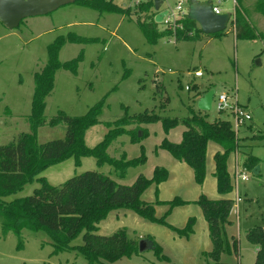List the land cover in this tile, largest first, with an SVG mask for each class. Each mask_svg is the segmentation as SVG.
I'll return each mask as SVG.
<instances>
[{"label":"rangeland","instance_id":"obj_1","mask_svg":"<svg viewBox=\"0 0 264 264\" xmlns=\"http://www.w3.org/2000/svg\"><path fill=\"white\" fill-rule=\"evenodd\" d=\"M176 2L168 0L172 9ZM245 5L244 11L247 10L249 17L253 6H247V2ZM220 7L233 13L225 35L214 37L201 33L196 40L176 43L165 34L161 23L157 24V40L149 42L141 29L145 16L133 8L129 15H122L72 3L48 15L25 19L16 29L9 30L0 23V146L30 132L27 118L31 113L34 75L47 64L49 46L57 38L68 35L84 39L86 43H66L59 50L60 63L80 55L81 60L75 74L64 70L56 73L53 90L45 99L44 117L48 121L59 112L72 118L81 117L100 105V123L85 133L88 148L103 140L108 132L106 123L127 116L147 112L169 119L189 117L191 112L198 111L196 97L208 91H213L215 98L225 94L251 116L235 132L241 147L227 158L233 186L229 194L218 193L214 177L213 157L217 152L224 153V149L212 141L207 143L205 177L199 185L189 166L159 148L164 139L179 144L186 128L178 125L166 134L160 122L126 127L132 129L131 136L141 133L139 142L131 143L123 135L108 147L106 153L113 159H120L122 154L126 160L136 159L142 152L145 155L144 164L129 167L122 177L111 165L98 166L94 158H83L78 166L70 158L40 175L49 185L59 186L70 178L93 171L118 185L131 186L140 175L149 179L154 168H165L167 180L158 186L151 185L140 200L151 204L155 217L164 218L167 226L148 222L129 209L118 208L101 220L95 231L96 235L110 237L124 230L136 246L141 239L150 238L155 249L137 251L114 262L103 258L88 261L75 248L55 250L45 234L23 231L20 244L18 236L14 233L3 236L0 228V264H211L207 256L212 251L208 225L200 206L194 202L201 195L213 201H233L231 224L226 226L225 234L229 243L232 239L237 241L238 252L222 254L220 264L255 263L258 247L248 242L246 234L250 229L264 226V138H257L264 137V39L234 38L230 34L235 12L231 11L232 1L222 0ZM148 14L154 15V10ZM251 21L254 22L253 18ZM253 26L264 33L255 23ZM196 71H201L202 77H194ZM206 114L210 122L230 121L233 129L232 116L226 111H217L214 103ZM65 134V125L43 126L37 130L36 139L38 144H44L63 139ZM247 156L258 159L257 175L244 168ZM236 171L247 180L237 179ZM39 187L40 184L33 182L2 200L9 202L30 196ZM175 198L190 203L168 213V203ZM189 218L195 220L193 233L179 237L170 227L183 229ZM83 234L73 239L69 247L82 245Z\"/></svg>","mask_w":264,"mask_h":264},{"label":"trees","instance_id":"obj_2","mask_svg":"<svg viewBox=\"0 0 264 264\" xmlns=\"http://www.w3.org/2000/svg\"><path fill=\"white\" fill-rule=\"evenodd\" d=\"M245 0H235L233 30L237 40L264 39V34L257 32L247 19L244 11ZM254 3L255 12L264 17V0H251ZM99 12L112 11L129 15L131 9H124L120 5L104 0H75ZM153 8L152 0L141 4L137 10L144 15L141 21V29L146 39L154 43L157 40V24L153 21V15L149 12ZM140 18V17H139ZM194 32L189 36V32ZM202 32L195 29V22L186 18L183 31L176 35V42L193 41ZM166 35H170L166 31ZM219 33L212 36H221ZM66 43L84 44L86 41L79 37L68 35L57 38L49 46V59L39 73L34 75V90L31 103V113L27 118L30 132L20 134L12 142L0 146V228L2 235L14 233L19 237L21 233L28 231L32 234H45L52 242L55 250H69L75 248L88 261L103 258L114 262L123 256H131L138 251V246L128 239L126 232L120 230L110 237H102L95 234L96 225L107 215L118 208H125L148 222L167 226L164 218L155 217V210L151 204L140 200L142 193L151 185H159L168 178L167 170L155 168L151 178L139 176L131 186H122L115 183L104 174L88 171L79 176L68 179L62 185L52 186L40 175L48 168L64 162L70 158L78 166L83 158H94L98 166L111 165L122 177L129 167L144 164L146 158L141 156L126 160L123 154L120 159H113L106 153L114 140L123 135H130L131 143H137L142 137L131 136L129 126H140L160 122L166 134L182 125L186 130L182 133L179 144L171 143L164 139L159 148L168 152L175 160L185 163L194 173L197 184H202L205 177V159L207 143L212 141L224 149V153L217 152L213 159L215 163L214 177L217 191L221 195L229 194L233 190L231 179L227 171V158L231 152L241 147V140L235 135L230 121L218 120L210 122L207 114L201 111L191 112L189 117L164 118L155 113H141L127 116L123 119L106 123L108 129L103 140L93 148L85 145L86 131L99 124L100 105L91 108L81 117H69L59 112L56 117L46 120L44 117L45 99L50 95L54 87L55 75L59 70L76 73L81 60V55L76 59L60 63L58 52ZM167 101V100H166ZM165 101V102H166ZM66 126V134L63 139L38 144L37 130L43 126ZM264 138V137H257ZM259 163L253 156H247L243 166L253 169ZM37 182L40 187L35 189L30 196L14 199L9 202L3 197L23 190V188ZM160 203V202H158ZM196 203L202 210L203 217L208 225L209 238L212 243V251L207 254L211 264H220L222 254L238 252V243L232 239L227 241L225 228L231 224L229 217L233 209V201L221 199L209 200L201 195ZM186 202L173 199L168 203L169 211L175 207L183 206ZM167 213V214H168ZM194 218L187 221L183 229L170 227L179 237H188L193 233ZM82 236V245L69 247V243L79 234ZM246 238L248 242L258 247L254 264H264V226L250 229ZM155 249V243L150 238Z\"/></svg>","mask_w":264,"mask_h":264},{"label":"water","instance_id":"obj_3","mask_svg":"<svg viewBox=\"0 0 264 264\" xmlns=\"http://www.w3.org/2000/svg\"><path fill=\"white\" fill-rule=\"evenodd\" d=\"M75 0H0V23L7 29L12 30L19 27L20 23L28 18L48 15L62 6L72 4ZM162 1L154 0V11L157 14L154 22L159 24L166 11H160ZM187 16L196 22L204 35H216L226 31L233 14L223 12L214 14L212 3L208 1L189 0ZM214 97L213 91L205 93L197 102V109L201 112H208L212 108ZM141 137V133L138 134ZM259 166L252 169L254 174L259 173ZM154 249L153 243L148 239H141L138 243V252Z\"/></svg>","mask_w":264,"mask_h":264},{"label":"built area","instance_id":"obj_4","mask_svg":"<svg viewBox=\"0 0 264 264\" xmlns=\"http://www.w3.org/2000/svg\"><path fill=\"white\" fill-rule=\"evenodd\" d=\"M104 1L118 4L124 9H131V8L136 9L141 4H143L149 0H104ZM161 1H162V3H161L159 12L160 11H166V13L162 17V20L160 23L163 24L165 27V30L170 33V36L173 39L172 42L176 43V35L179 31H183L184 21L186 18H188L187 13H188L189 0H176L177 2H176L174 9H172L170 7L168 0H161ZM199 1H201V0H199ZM221 1L222 0H216L215 2L211 1L212 11L216 15L224 12L222 10V8L220 7ZM231 1H232L233 7L234 6L236 7L235 0H231ZM152 2L154 5V0H152ZM164 5L166 6V8H164ZM156 14H157V12L154 11L153 21H154V17ZM195 29L200 30V27L196 22H195ZM193 33H194L193 31L189 32L188 35L191 36V35H193ZM193 75L196 78L202 77L201 71H196L193 73ZM186 90L189 91L190 88L186 87ZM213 103L215 104V108L217 111H219V112H225L226 111L227 113H229L232 116L234 133L238 131L239 125H241L242 123H244L246 121L251 120V116L249 115V113H247L244 109L239 107L236 102L230 101V99L225 94H220L216 98L213 97L212 106H213ZM235 176L237 179L240 178L242 181L247 180V177L245 175L240 174L237 171L235 172ZM239 200L240 199L237 198V201H239Z\"/></svg>","mask_w":264,"mask_h":264},{"label":"crops","instance_id":"obj_5","mask_svg":"<svg viewBox=\"0 0 264 264\" xmlns=\"http://www.w3.org/2000/svg\"><path fill=\"white\" fill-rule=\"evenodd\" d=\"M246 2H247V6H248V4L249 5H251V6H253L252 7V11L250 12V14H249V17L247 16V19L249 20V22H250V24H251V26L252 27H254L253 26V23H255L256 25H258L261 29H264V17L261 15V14H259V13H257V12H255V10H254V3H253V1H251V0H245L244 1V4H243V7H244V5L246 4ZM233 6V5H232ZM246 6V5H245ZM235 6L234 7H232V9H231V11H235ZM153 10H154V7L152 8ZM249 10V9H248ZM225 12V11H224ZM231 13V12H230ZM245 13H248L247 12V10H246V12ZM233 14V13H232ZM247 15V14H246ZM253 18V20H254V22H252L251 21V19ZM255 18V19H254ZM257 32H259V31H257ZM260 33H262V34H264L263 32H260ZM230 34L232 35V36H234L235 34H234V30H233V25H232V28L230 29ZM223 35H225V33L224 34H222L221 36H223ZM227 35V34H226ZM220 36V37H221ZM234 38H235V36H234ZM203 95H201V94H199L197 97H196V100L195 101H198L201 97H202ZM196 110H197V107H196ZM129 127H132V126H129ZM127 130H132V129H127ZM171 131V130H170ZM126 136H128L129 137V141H130V135H126ZM182 137V136H181ZM131 142V141H130ZM123 155V154H122ZM185 164V163H184ZM156 168H162V167H156ZM155 169V168H154ZM163 169H165V168H163ZM166 170V169H165ZM168 172V171H167ZM158 186V185H157ZM156 190H157V188H156ZM181 200V199H180ZM198 199H196L194 202H196ZM182 201H184V202H186V204L187 203H190L189 201H185V200H182ZM184 206V205H183ZM190 219V218H189ZM188 219V220H189ZM187 224V223H186Z\"/></svg>","mask_w":264,"mask_h":264}]
</instances>
